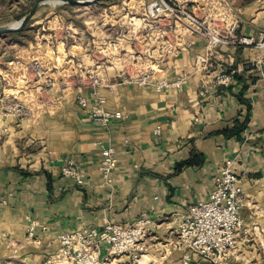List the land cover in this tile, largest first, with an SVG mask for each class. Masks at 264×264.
<instances>
[{"label":"crops","instance_id":"obj_1","mask_svg":"<svg viewBox=\"0 0 264 264\" xmlns=\"http://www.w3.org/2000/svg\"><path fill=\"white\" fill-rule=\"evenodd\" d=\"M229 1L239 24L237 36L264 33V2ZM194 41L160 70L159 78L169 81L185 77L179 89L157 93L152 87L118 84L100 89L104 109L123 115L106 128L93 123L70 97L45 112L37 126L30 121L16 126L17 118L7 113V106L23 95L12 96L0 76V261L44 264L56 255V238L62 233L106 223L128 226L146 216L152 230L149 247L164 253L161 259L167 264H218L176 245L174 250L171 244L189 206L208 198L214 177L227 161L233 162L243 191L237 252L264 241V192L259 187L264 177V64L257 66L261 52L222 46L211 58L214 67L202 71L196 59L206 56L205 42ZM2 64L0 75L15 74ZM227 69H236L238 79L226 87L217 85L215 75ZM246 116L249 123L239 138L220 135ZM26 137L37 141L34 154L19 146ZM108 147L117 160L109 183L99 171L101 150ZM192 159L195 166L176 169ZM67 162L84 174L83 188L60 176ZM31 222L38 228L29 238Z\"/></svg>","mask_w":264,"mask_h":264},{"label":"built area","instance_id":"obj_2","mask_svg":"<svg viewBox=\"0 0 264 264\" xmlns=\"http://www.w3.org/2000/svg\"><path fill=\"white\" fill-rule=\"evenodd\" d=\"M135 2L138 23L130 24L133 27L131 33L129 30L127 34L120 31L116 38L109 33L112 25L108 28L104 22L100 25L92 21L87 24L86 31H82L73 21L55 15L46 28L53 32L50 40L62 45L64 59H69L64 62L62 58L63 66L58 69L44 58L14 55V63L23 69L20 81L24 87L18 94L23 95L25 101L15 99L7 106V113L19 119L32 117L35 113L54 111L64 98L74 96L77 105L88 112L91 121L106 128L110 122L121 120L123 115L104 109L105 99L100 89L117 84L152 87L157 93L169 88L179 89L185 77L178 76L173 81L154 77L153 68L159 69V65L170 57L187 50L196 38L205 42L206 47V56L196 59V66L202 71L214 67L211 58L222 46H247L259 50L262 56L257 66L264 64V33L256 37L237 36V19L231 17L232 11L225 12L227 9L218 0ZM116 14L123 15L120 10ZM218 14L223 17L219 23ZM84 36L86 43H82ZM68 42L72 46L65 50ZM53 46L52 43L49 47L47 45L51 55L57 58L60 54ZM73 48L77 49L75 54L71 53ZM49 72L62 75L53 94L57 96L48 97L46 89L54 88L51 84L54 79L47 76ZM236 73V70H224L215 75L214 81L226 87ZM100 158V174L109 183L117 162L114 149H102ZM232 164L231 161L225 163L214 177V188L208 198L190 205L177 227L176 246L210 262L227 259L239 250L243 191L237 175L231 170ZM60 176L78 188L86 184L84 174L72 162L61 167ZM259 187L264 192V177L259 180ZM150 224L151 220L142 216L128 226L106 223L102 228L92 226L62 233L56 238L58 249L51 259L56 264H108L116 257L126 256L139 262L145 251L144 241ZM36 228L38 225L31 222L29 238ZM45 229L41 226L42 231Z\"/></svg>","mask_w":264,"mask_h":264},{"label":"rangeland","instance_id":"obj_3","mask_svg":"<svg viewBox=\"0 0 264 264\" xmlns=\"http://www.w3.org/2000/svg\"><path fill=\"white\" fill-rule=\"evenodd\" d=\"M77 1V0H74ZM81 1H88V0H81ZM264 0H261L263 3ZM218 3H221L227 9L225 12H233V19L235 18V12L233 7L231 6V2L229 0H218ZM37 9L33 17L26 23V25L21 26V22L23 21L24 17L33 9L35 5H37ZM120 10L123 15H117L116 12ZM137 10V4L135 0H92L88 4H71L69 2H64L63 0H0V30L17 28V31L12 33H4L0 35V64L7 63L11 61L13 56L12 53L17 56L28 57V58H44V60H49L52 62V65L56 66L58 69L63 66V61H67L69 57L64 59V52L63 47L61 44H57L56 41L50 40L52 37V33L48 30L47 23L56 15V16H63L66 20H71L74 22L75 26L79 30H85L86 26L89 22L96 21L100 23V25L104 22L106 26H113L109 33L114 36V38L119 36L120 31H123L127 34L128 30L132 31L130 24L138 23V13L135 11ZM110 11L112 12L110 14ZM126 15V17H125ZM223 17L218 14V23L221 22ZM230 20L228 21V23ZM20 24V25H19ZM223 25V24H222ZM239 24L237 20L236 25V34L238 33ZM51 34V36H48ZM87 39L83 38L82 43H86ZM51 43L54 45L53 49L58 50L60 56H53L51 55L50 49L48 48ZM48 45V47H47ZM72 45L68 42L66 44L65 50L70 48ZM51 48V47H50ZM71 53L75 54L76 48L70 49ZM261 52V51H260ZM9 54V56H7ZM262 56V53H261ZM173 58L170 57L168 61ZM132 58H130L127 63H131ZM162 63L159 65V69L153 68L154 70V77L162 76L163 73L160 70L163 69L164 66L168 63ZM10 67L14 69L15 74L8 75L2 73L1 77H4L5 82H8L10 85L9 89H11L10 94L12 96H19L21 94H16L17 91L23 89V82H20V78L22 75L23 69L18 65L14 64L13 62L9 63ZM2 67V66H0ZM128 67H130L128 65ZM2 71H6V68H1ZM228 70V69H227ZM236 70V69H230ZM69 73V72H68ZM237 74V73H236ZM15 75V76H14ZM47 76L54 81H51V84H54V88L49 87L46 89L48 97H52L54 92L57 90V82L58 79L61 78L60 72L56 73H47ZM0 77L1 81L2 78ZM164 78V77H163ZM17 84V85H16ZM16 86L17 90L13 89ZM51 88V89H50ZM71 91V90H69ZM68 91V92H69ZM27 92V91H26ZM66 94V93H65ZM70 97L68 100L74 101V96ZM20 99L25 100V98L19 96ZM65 99V98H64ZM63 99V100H64ZM70 102V103H72ZM51 109L49 112H52ZM45 112H40L36 114L33 118L29 117L26 119H19L17 118L16 126H25V122L30 121L31 124L37 126L39 122V118ZM51 115V114H50ZM24 123V124H23ZM23 124V125H22ZM29 139L30 141H28ZM20 147H24L25 150H32L34 154L37 150V141L33 140L29 137L22 138L19 142ZM233 166V164H232ZM231 166V170L232 169ZM235 173V172H234ZM236 174V173H235ZM149 232L147 233L145 239V251L141 254V258L139 262H134L131 259H128L126 256L123 257H116L111 260L108 264H167L166 260L161 259L164 253L160 252L159 250L154 252L149 246V237H152L150 233L151 225H149ZM28 237V235H27ZM147 241V243H146ZM174 242V243H173ZM172 242L171 246H175L177 244V231L175 234L174 241ZM237 257V261L235 260ZM120 260V261H119ZM163 260V261H162ZM0 264H26L18 259H13L12 261L8 260H1ZM44 264H56L53 262L51 257L47 258L44 261ZM218 264H264V241L256 243V245L250 249L245 250L244 252H237L234 253L230 257V261H218Z\"/></svg>","mask_w":264,"mask_h":264},{"label":"trees","instance_id":"obj_4","mask_svg":"<svg viewBox=\"0 0 264 264\" xmlns=\"http://www.w3.org/2000/svg\"><path fill=\"white\" fill-rule=\"evenodd\" d=\"M234 78H237V74L234 75ZM248 123H249V118L248 116H246L241 123L235 121L234 126L231 129L223 130L222 132H220V135L224 136L226 139L231 137L239 138L241 133H243L247 128ZM198 163H200V161ZM195 165L196 162H194L192 159L177 165L176 169L180 170L182 167L195 166Z\"/></svg>","mask_w":264,"mask_h":264},{"label":"water","instance_id":"obj_5","mask_svg":"<svg viewBox=\"0 0 264 264\" xmlns=\"http://www.w3.org/2000/svg\"><path fill=\"white\" fill-rule=\"evenodd\" d=\"M64 2H69L71 4H75V5H78V4H88L90 3L92 0H88V1H74V0H63ZM37 5H35L33 7V9L24 17L23 21L21 22V26H24L26 25V23L33 17V15L35 14L36 12V9H37ZM14 31H17V28H11V29H5V30H0V35L1 34H4V33H12Z\"/></svg>","mask_w":264,"mask_h":264},{"label":"bare ground","instance_id":"obj_6","mask_svg":"<svg viewBox=\"0 0 264 264\" xmlns=\"http://www.w3.org/2000/svg\"><path fill=\"white\" fill-rule=\"evenodd\" d=\"M20 25V24H19Z\"/></svg>","mask_w":264,"mask_h":264}]
</instances>
